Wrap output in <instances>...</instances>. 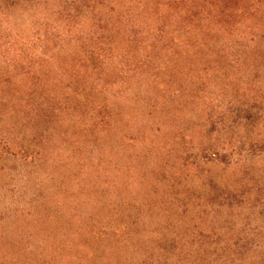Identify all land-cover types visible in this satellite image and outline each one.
<instances>
[{
  "label": "clouds",
  "instance_id": "1",
  "mask_svg": "<svg viewBox=\"0 0 264 264\" xmlns=\"http://www.w3.org/2000/svg\"><path fill=\"white\" fill-rule=\"evenodd\" d=\"M0 264H264V0H0Z\"/></svg>",
  "mask_w": 264,
  "mask_h": 264
}]
</instances>
